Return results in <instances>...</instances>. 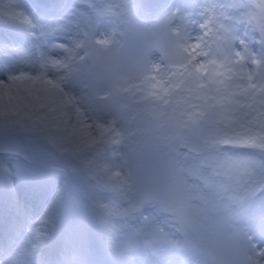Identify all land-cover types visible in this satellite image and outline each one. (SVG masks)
<instances>
[{
	"label": "snow or ice",
	"instance_id": "1",
	"mask_svg": "<svg viewBox=\"0 0 264 264\" xmlns=\"http://www.w3.org/2000/svg\"><path fill=\"white\" fill-rule=\"evenodd\" d=\"M254 9L259 51L224 24L210 43L158 29L153 47L124 66L111 55L115 33L99 30L111 7H93L75 35L53 33L29 69H5L0 128L81 161L95 190L110 197L99 204L101 225L129 246L186 254L174 264H192L193 254L202 264H264V243L232 212L264 202V0ZM0 19L36 27L19 0ZM133 104L140 124L122 126ZM41 247L0 249V264H40L32 257Z\"/></svg>",
	"mask_w": 264,
	"mask_h": 264
},
{
	"label": "rangeland",
	"instance_id": "2",
	"mask_svg": "<svg viewBox=\"0 0 264 264\" xmlns=\"http://www.w3.org/2000/svg\"><path fill=\"white\" fill-rule=\"evenodd\" d=\"M119 1L115 0V3L121 4ZM100 71L103 72L102 70ZM127 115L129 120L133 119V116L128 112ZM127 125L130 128L129 124ZM9 173L11 177L6 179ZM86 177H90V174L81 161L70 155L55 153L53 149L43 146L35 138L23 134L18 129L11 127L0 128V199L5 201V196L14 194L13 190L19 192L20 189H23L22 195L28 188L30 191L31 189L36 190L38 185L42 187V182L48 184L52 181H57L58 188L55 191V197L54 199H48L47 197L44 203L46 206L43 205V216H46V214L51 216V224H53L54 216L59 209L57 205L58 194L60 189L66 184V189L69 193L75 195V198L72 199V211H69L73 214L74 208L78 209L79 212L82 210L83 213L79 219L83 220L84 225H88L90 218L95 222L97 221L95 215H91V209L95 208L93 206L99 207L100 202L103 200L99 197H93V194L96 192L93 187V181L91 179L90 184L85 186L86 180H88ZM83 180H85V183H83ZM76 181H78V186L75 189L68 187V184L72 185ZM82 190L84 196L88 195L87 198L83 197ZM15 197V204L19 207L22 204L21 199L24 200V198L20 195L18 196V194ZM28 199H31V197ZM80 201L88 203H85L84 209L79 208L80 205L78 203ZM6 205H4L3 210L10 208V204ZM71 220L73 219L71 218ZM41 224L43 223L41 222ZM47 224L50 223H44L43 226L47 227ZM76 236L74 235L73 238H76ZM223 253L226 255L221 257V259H227V252Z\"/></svg>",
	"mask_w": 264,
	"mask_h": 264
},
{
	"label": "bare ground",
	"instance_id": "3",
	"mask_svg": "<svg viewBox=\"0 0 264 264\" xmlns=\"http://www.w3.org/2000/svg\"><path fill=\"white\" fill-rule=\"evenodd\" d=\"M12 3L9 2L7 0H0V12L6 11L7 10V6ZM19 3L21 4L22 7H24L25 11L28 13H32V12H39L36 11L37 9L32 6V4H27L25 2V0H19ZM77 12L81 15L84 16V11L82 10H77ZM1 20V19H0ZM72 25V21L67 20V22L65 24L58 22L57 24L51 25V27L53 28V30H55V34H56V38L62 40L61 38L66 35V29L65 27H69ZM156 26V27H154ZM160 24H152L151 26L148 25H142L140 27V29L137 31V37L135 40V45H134V50L131 52L130 56H128L127 58H125L121 64L126 66L130 63H132L135 59H136V55H135V51L139 50L140 47L146 42V41H156L159 36H160V32L158 31ZM60 29H63V31H61ZM70 31V30H69ZM201 37L200 35H193V38L195 39L196 37ZM202 38V37H201ZM203 39V38H202ZM111 51V50H110ZM114 52L111 51V55L113 56ZM55 183V182H54ZM47 184L43 185L42 187H40L38 189L37 194L35 195L36 197H34L32 199V201L29 202L30 206L29 209L34 210V212H37L39 209V206L41 204V202L45 199L46 195H47ZM47 215V214H46ZM44 239V236L43 238Z\"/></svg>",
	"mask_w": 264,
	"mask_h": 264
}]
</instances>
